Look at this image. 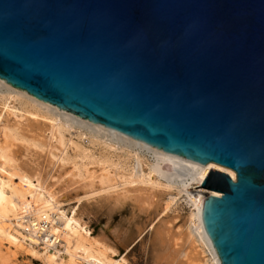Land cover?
I'll use <instances>...</instances> for the list:
<instances>
[{"label":"water","instance_id":"1","mask_svg":"<svg viewBox=\"0 0 264 264\" xmlns=\"http://www.w3.org/2000/svg\"><path fill=\"white\" fill-rule=\"evenodd\" d=\"M0 81L210 170L218 264H264V0H0ZM194 188V189H197Z\"/></svg>","mask_w":264,"mask_h":264},{"label":"bare ground","instance_id":"2","mask_svg":"<svg viewBox=\"0 0 264 264\" xmlns=\"http://www.w3.org/2000/svg\"><path fill=\"white\" fill-rule=\"evenodd\" d=\"M0 85L8 88L6 97L2 94L4 99L7 101L19 100L20 105L25 104L29 107V109L23 110L27 116H21L17 107L10 106V102L2 100L4 103L3 109L0 110V244L5 242L15 248L17 252H24L38 258L45 264H127L125 256L115 259L111 256L117 254L115 250L93 241L92 234L77 218V211L85 199L102 193H116L121 188L126 194L130 192L136 194L134 200L139 211L149 215L154 214L156 218L159 217V224L164 222L165 217H169L172 207L183 198L187 205L193 207L186 229L190 242L198 244L204 253H209L211 264H218L202 229L199 211L203 198L208 195L219 197L221 194L197 187H201L210 170L224 173L235 181L236 176L232 170L212 163L196 164L149 148L103 127L56 110L1 81ZM66 132L91 145L100 142L106 149L115 152L124 151L128 157L127 160H135L136 165L128 172L122 167L127 165L125 161L116 164L111 162L115 170L122 169L124 172L118 182L111 183L107 177L110 173L105 174L107 171L105 168L100 169V172L102 171L104 174L96 176L97 173H89L85 164L75 163L73 168L76 171L75 174L71 171L63 175L62 172L61 175L59 174L60 176L56 177L37 168L33 169V172H28L25 163L18 160L15 148L18 147L17 143L19 142L27 143L37 150L47 148L48 160L58 168H63L68 164L67 147L72 149L75 157L82 162L85 161L83 159L95 160L94 156L89 153L90 151L82 146L83 144L80 145L70 139L68 140L69 146H67ZM62 146L65 150L62 149ZM142 149L157 156L160 160L157 167L143 158ZM102 158L99 160L101 164L110 163L109 156L105 159ZM167 165L171 167V169L168 167V171L164 170ZM68 175L70 178L64 182L67 187L62 188L59 180ZM74 178H78V180ZM84 180H90L91 183L99 180L102 187L99 185L101 188L99 187L94 192H88L83 196H74L75 206L69 213L67 206L70 201L67 197L71 195V192L65 189L73 190L74 186ZM85 183L87 184V182ZM91 183L88 188L92 186ZM118 195L122 194H117L116 199H118ZM153 228H155V224L151 225V229ZM169 229L164 228L163 233L159 231L160 233L156 234L158 243H163L160 244L162 252L159 254V258L162 260L171 258L169 264H177L179 261L174 257L179 252L175 246H179L181 237L180 239L174 238V240V233ZM184 238V240L187 239L186 236ZM60 251L63 255L60 254ZM182 262L179 264H186L188 261Z\"/></svg>","mask_w":264,"mask_h":264},{"label":"rangeland","instance_id":"3","mask_svg":"<svg viewBox=\"0 0 264 264\" xmlns=\"http://www.w3.org/2000/svg\"><path fill=\"white\" fill-rule=\"evenodd\" d=\"M7 91L8 88H6L3 85H0V97H1L0 110L3 109L2 107L4 102L2 100H4L6 102H10L9 104L10 106L12 105L15 108L17 107V110L20 111V113L19 112L18 113L21 114V116H27L26 113L23 111L29 109L27 105L21 104L22 105L21 106L20 103L18 102L19 100L7 101L6 99H4L2 94H4V96L6 97L5 94ZM65 139L67 146H69L68 140L70 139L80 143V145L83 144L82 146L88 151H90L89 153L94 156L95 160L83 159V161L84 160L85 161L82 162L81 160H79V158L75 157V153L72 151V149L67 147L66 151L69 156L68 164L65 165V167L63 168H58V166H54L53 162L48 160V156L46 153L47 148L44 150H37L36 148L32 147L31 145H28L27 143L25 144L24 142L17 143L18 147L15 148L17 158L20 162L25 163L26 165L25 167L28 172H33V169L37 168V169H42L46 173H49L48 175L52 174L56 177L60 176L62 172L63 175L71 171L73 173L74 172L76 173V171L73 170L75 163L80 165L81 163L83 165L85 164L90 171L89 173H97L96 176H101L102 174H104L102 171L100 172V169L105 168V170H107L105 174L110 173L107 175V177L108 180H111V183L118 182V180H120L119 177L124 174L122 169L115 170V167L111 164V162L116 164L120 161L122 163L123 161H125L127 167L126 166H122V167L127 169L128 172H130L129 170H131L132 167L136 165L135 160L132 159L127 160L128 157L124 151L115 152L106 149V147H104L103 144H101L100 142H95L94 144L91 145L86 141L82 142V140H79L76 136L74 137L70 136L67 132L65 133ZM62 149L65 150L64 146H62ZM141 151H142L141 155L143 156V158L148 160L152 165L156 167L158 166L160 160L157 158V156L143 149ZM108 152H110L111 154L110 153L107 154ZM55 153L58 152L55 151ZM101 155H103L104 157ZM107 155L109 156V158H111L109 159L110 163H107L106 165L101 164L99 160L102 157H103L102 159H105V157L108 158ZM168 167L169 166L167 165L164 168V170L168 171L169 168L171 169V167L169 168ZM63 177H64L63 179L61 178L62 180L61 179L59 180L61 182V183L59 182V184L60 186L62 185L61 186L62 188H66L67 184L66 183L64 184V182L65 180L69 179L70 176L68 175ZM74 179L78 180V178H74ZM98 181L99 180H95L94 182L97 183ZM85 182H87L88 185ZM90 183H91L90 180L89 181L84 180L83 182H80L79 184L74 186L75 189L73 190L70 188L65 189L66 191L68 190L71 192V195L67 197V199L70 201L67 206L69 213L71 212V208L75 206L74 198L77 195L83 196L88 192L91 191L94 192V190L95 191L98 190L100 186L102 187L100 181L97 184L93 183L92 181L91 183L92 186L89 187L91 189H89L88 186ZM120 189H118L119 191H116V193L123 195L125 192L124 190L122 189L120 190ZM116 193H109V194L102 193L101 195L100 194L95 195V197L93 196L90 199L87 198L83 201V203L79 207V210L77 211V218H79L80 223L83 226H85V228H87V230L92 234L93 241L99 242L102 245L116 251L117 254L114 255L112 254L111 255L112 257H114L115 259H121L122 256H125V259L127 260V264H169L171 258L163 259V260L159 258L160 257L159 254L162 252V250L160 247L161 243L160 242L158 243V241L156 240V234L160 232L163 233V231H165L164 228H170L169 230H171V232L174 233L173 239L174 238L180 239L181 237V239L179 240V246L178 247L175 246V249H177L179 252V254H177L174 257L175 260L178 259L177 261H179V263H181L182 261L183 262L188 261L186 262V264L188 263L211 264L209 262V260H211V256L209 255V253L207 252L204 253V251L201 250L198 244H193L192 241L190 242V239L187 236L188 231L186 229L188 228V224L190 220L189 217H191L190 215L193 207L187 205L183 201V198H181L182 200L180 199L178 203L174 205V207H172L169 213V217L164 218V222H163L164 224L163 223L159 224L158 223L159 217L156 218L154 214L149 215L139 211V208H137L138 206L136 204V201L134 200V195L136 194L132 192H130L129 194L125 193L123 195L124 197L122 195L121 196L118 195V199H119L118 200L116 199L117 198ZM152 224H155V228L153 229H151ZM184 235L187 238L186 240H184L185 239ZM186 241L189 242L186 243ZM0 264H45V263L38 258L25 254L24 252H17L16 249L10 246L9 244L2 242L0 244Z\"/></svg>","mask_w":264,"mask_h":264},{"label":"built area","instance_id":"4","mask_svg":"<svg viewBox=\"0 0 264 264\" xmlns=\"http://www.w3.org/2000/svg\"><path fill=\"white\" fill-rule=\"evenodd\" d=\"M59 250H62V248H59ZM60 254L63 255L61 251H60Z\"/></svg>","mask_w":264,"mask_h":264}]
</instances>
